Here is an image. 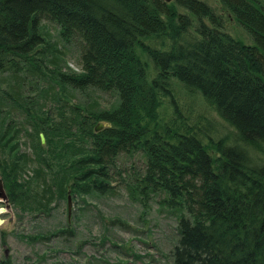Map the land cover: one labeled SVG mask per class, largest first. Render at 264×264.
Here are the masks:
<instances>
[{
    "label": "trees",
    "instance_id": "trees-1",
    "mask_svg": "<svg viewBox=\"0 0 264 264\" xmlns=\"http://www.w3.org/2000/svg\"><path fill=\"white\" fill-rule=\"evenodd\" d=\"M216 2L249 44L202 0H0L4 207L36 200L30 165L50 200L114 194L118 182L135 202L159 198L178 214L173 264H264V162L247 150L264 145V0ZM44 21L75 48L79 72L60 66ZM176 90L233 137L214 140V127L184 116ZM89 92L113 102L76 101ZM134 156L142 165L126 169Z\"/></svg>",
    "mask_w": 264,
    "mask_h": 264
},
{
    "label": "rangeland",
    "instance_id": "rangeland-1",
    "mask_svg": "<svg viewBox=\"0 0 264 264\" xmlns=\"http://www.w3.org/2000/svg\"><path fill=\"white\" fill-rule=\"evenodd\" d=\"M202 1L225 17V32L245 44L251 42L229 16L221 13L216 0ZM42 25L49 33L47 38L52 47L65 54L60 63L63 70L68 66L79 72L75 48L60 41L56 25L45 21ZM176 91L177 104L184 116H193L192 121H197L203 128L214 127V140L233 137L232 129L215 112L205 107L199 109L189 96ZM89 93L87 97L76 96V101L101 109L113 102L110 95ZM259 146L247 149L254 161L252 165L264 162V145ZM25 151L30 153L29 147ZM121 163L126 169L142 165L137 156L122 158ZM32 169L30 165L23 175V179L30 183V196L36 197V200H30L29 210L12 205L5 208L7 202H0V210H4L0 211V264H173L170 252L176 239L178 214L162 207L159 198L147 200L143 205L131 199L123 186L115 182L112 184L116 187L114 194L81 198L70 194L68 214L66 198L51 193L50 200V194L43 191L44 185L35 179ZM37 201H50L49 212H35Z\"/></svg>",
    "mask_w": 264,
    "mask_h": 264
},
{
    "label": "water",
    "instance_id": "water-1",
    "mask_svg": "<svg viewBox=\"0 0 264 264\" xmlns=\"http://www.w3.org/2000/svg\"><path fill=\"white\" fill-rule=\"evenodd\" d=\"M166 3H169L173 0H163ZM103 124L99 123L96 127H95V131H99L103 128ZM40 137V141L43 144L44 143V136L43 134L39 135ZM0 202L1 203H6L7 202V198H6V194H5V189H4V185H3V180L0 178ZM67 205H68V214L70 213V198H67ZM0 211H4L3 209H1ZM1 223V221H0Z\"/></svg>",
    "mask_w": 264,
    "mask_h": 264
}]
</instances>
